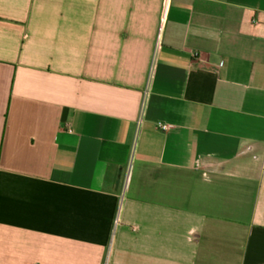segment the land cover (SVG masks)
Returning a JSON list of instances; mask_svg holds the SVG:
<instances>
[{"label":"crops","instance_id":"obj_1","mask_svg":"<svg viewBox=\"0 0 264 264\" xmlns=\"http://www.w3.org/2000/svg\"><path fill=\"white\" fill-rule=\"evenodd\" d=\"M109 253L264 264V0H0V264Z\"/></svg>","mask_w":264,"mask_h":264},{"label":"built area","instance_id":"obj_2","mask_svg":"<svg viewBox=\"0 0 264 264\" xmlns=\"http://www.w3.org/2000/svg\"><path fill=\"white\" fill-rule=\"evenodd\" d=\"M161 126H162L163 128H166L165 125H161ZM104 264H111V261H110V253L107 255Z\"/></svg>","mask_w":264,"mask_h":264}]
</instances>
